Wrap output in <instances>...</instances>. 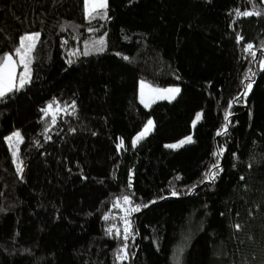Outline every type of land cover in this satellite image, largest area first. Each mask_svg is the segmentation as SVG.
Returning a JSON list of instances; mask_svg holds the SVG:
<instances>
[{"label":"trees","instance_id":"trees-1","mask_svg":"<svg viewBox=\"0 0 264 264\" xmlns=\"http://www.w3.org/2000/svg\"><path fill=\"white\" fill-rule=\"evenodd\" d=\"M84 1L0 0V56L39 33L0 97V264H264L262 0Z\"/></svg>","mask_w":264,"mask_h":264},{"label":"snow or ice","instance_id":"snow-or-ice-1","mask_svg":"<svg viewBox=\"0 0 264 264\" xmlns=\"http://www.w3.org/2000/svg\"><path fill=\"white\" fill-rule=\"evenodd\" d=\"M106 8V0H85V13L87 16H93V14L99 15V9H104ZM259 12H249V11H245L243 13L237 11V15H243V16H250V15H259ZM94 18V17H93ZM39 37V33H35L32 35H28V36H24L21 37V41H20V47L15 49L14 54H9V53H5L2 56H0V97L5 96V94L7 92H11L13 91L14 88H17V85L15 84V79H16V61L13 59V55L18 56L20 59V63L23 65L24 67V72L19 74V87H23L29 79V63H30V54L32 53L33 49L35 48V41L38 39ZM27 42V43H26ZM98 43H102V41L98 42ZM252 45H247L245 48V51L250 52V54L252 55L253 59L256 58V53L251 52L252 49ZM87 54V53H85ZM69 63H71V61H69ZM260 66L261 69L264 70V59L260 60ZM251 71V70H250ZM252 87L251 83L245 85V88L250 90ZM145 88H149V91L151 92H158L160 90H155V89H151L150 86L144 84L143 82H141V102L144 103V89ZM179 92V88H173V89H164L163 93H168V94H175ZM244 95H247V92L244 93ZM160 98H168L167 96L161 95ZM174 98V96H173ZM146 107L148 106L147 104L145 105ZM49 108L52 107V105L48 106ZM229 107H231V105H229ZM48 109H44L45 112H47ZM230 116V113L225 114V121H228ZM197 120L200 119V114H197L196 117ZM196 121H193V123L195 124ZM151 125H152V121L149 120L147 122V124L145 125L144 130L138 135L136 136L133 141L132 144L133 146H135V144L141 139L143 138V136H145L150 130H151ZM227 132V127H225L223 129V133ZM221 132H218L217 135H221ZM16 138L17 140L20 139V133L16 132L13 133V135L11 137H8V140L11 141L13 138ZM191 142V137L186 138L184 141L180 142V145L184 144V143H188ZM124 142L121 140L120 143L117 145V148H121L123 147ZM180 145H168V147L171 148H176L179 147ZM17 155V153L15 151H13V156L15 157ZM215 155V153H214ZM218 167V165H213V168ZM20 171H22V169H18ZM209 173H212V170L209 169ZM213 178H214V174H213ZM177 179H179V177H177ZM131 186V185H130ZM173 196L177 195L176 191L172 192ZM124 202L130 203V199L128 196H124L123 197ZM132 211H139V206H136L134 208H132ZM125 223V236L124 238L127 239V234H128V227H129V222L127 220L124 221ZM237 227H239L237 225ZM111 229H109V232L111 233ZM121 252H123V249H121ZM121 259H123L124 257L121 256L119 257Z\"/></svg>","mask_w":264,"mask_h":264},{"label":"rangeland","instance_id":"rangeland-1","mask_svg":"<svg viewBox=\"0 0 264 264\" xmlns=\"http://www.w3.org/2000/svg\"><path fill=\"white\" fill-rule=\"evenodd\" d=\"M262 3L264 4V0H262ZM106 7H107V1H106ZM105 9V8H104ZM100 10H102V9H99L98 11H100ZM84 11H85V1H84ZM35 33H38V32H33V33H28V34H25V35H23L22 37H24V36H28V35H32V34H35ZM39 38V37H38ZM20 41H21V38H20ZM37 41V40H36ZM36 41H35V43H36ZM27 43V42H26ZM19 47H20V45H19ZM13 59L16 61V73H17V75H16V79H15V84L17 85V88H20L19 87V74L20 73H22V72H24V67H23V65L20 63V59H19V57L18 56H16V57H14L13 56ZM30 76H31V54H30V63H29V79H28V82H29V80H30ZM141 82H143L144 84H146V85H148V86H150V88L151 89H155V90H160V91H158V92H151V91H149V88H145L144 89V103H142L141 102ZM173 88H179V92H180V86L179 85H166V86H162V85H158V84H152V83H150L148 80H146V79H140L139 80V83H138V98H139V100H140V102L142 103V105L143 106H145L146 104L148 105V106H150L152 103H154L155 101H157V100H168V101H170V100H173L178 94H179V92L178 93H175V94H168V93H163V90L164 89H173ZM15 89V88H14ZM161 95H164V96H167L168 98H160L161 97ZM173 96H174V98H173ZM147 106V107H148ZM146 107V106H145ZM199 114H200V116H201V113L199 112ZM196 117H197V115L195 116V118H194V121H198L197 119H196ZM148 122V121H147ZM147 122H146V124H147ZM145 124V125H146ZM144 128H145V126H144ZM144 128L136 135V136H138L143 130H144ZM152 129H153V122H152V125H151V130L147 133V134H149L151 131H152ZM16 132H19V131H14L13 133H16ZM13 133H11L10 135H8L7 136V138H6V141H7V143H9L10 141L8 140V137H11L12 135H13ZM146 134V135H147ZM135 136V137H136ZM134 137V138H135ZM144 137V136H143ZM188 137H191V142L193 141V135H192V133H190V134H188V135H185V136H183V137H181V138H179L178 140H176V141H172V142H169V143H167L166 145L168 146V145H180V142L181 141H184L186 138H188ZM133 138V139H134ZM14 140H17L15 137H14ZM21 141V136H20V139L18 140V143ZM191 142H188V143H191ZM188 143H184V144H182V145H180L179 147H181V146H183V145H185V144H188ZM11 146L12 147H14L13 145H12V143H11ZM177 148V147H176ZM16 164H17V166H18V169H22V171H20L19 170V175H20V177L21 178H25V175H26V164L25 163H23V162H20V161H16ZM125 203H120V208L121 209H123L124 207H126L127 208V206H126V204L124 205ZM125 209V208H124Z\"/></svg>","mask_w":264,"mask_h":264}]
</instances>
